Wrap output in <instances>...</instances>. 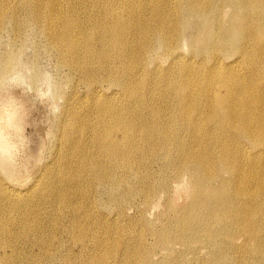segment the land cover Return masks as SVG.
Returning a JSON list of instances; mask_svg holds the SVG:
<instances>
[{
	"label": "bare ground",
	"instance_id": "1",
	"mask_svg": "<svg viewBox=\"0 0 264 264\" xmlns=\"http://www.w3.org/2000/svg\"><path fill=\"white\" fill-rule=\"evenodd\" d=\"M26 22L42 27L61 63L91 83L97 106L94 121L81 118L84 108L65 125L66 188L89 177L120 212L128 202L169 198L170 227L152 228L166 247L159 264H203V247L206 264H232L230 248L247 244L238 264H264V0H0V29ZM98 82L114 95L95 105ZM1 89L0 171L10 178L7 136L21 137L22 122ZM48 188L40 195L50 208L64 206L68 197ZM29 208L21 214L24 234L33 231L43 243ZM7 225L0 222L5 234ZM188 236L198 246L189 259ZM226 237L219 248L216 238ZM85 240V250L106 246L96 234ZM177 244L184 249L175 251ZM5 245L0 251L11 248ZM113 261L103 253L83 264ZM125 261L156 263L149 251Z\"/></svg>",
	"mask_w": 264,
	"mask_h": 264
},
{
	"label": "rangeland",
	"instance_id": "2",
	"mask_svg": "<svg viewBox=\"0 0 264 264\" xmlns=\"http://www.w3.org/2000/svg\"><path fill=\"white\" fill-rule=\"evenodd\" d=\"M8 9H4V12ZM183 54H187L186 48H183ZM158 63L166 64L164 59L158 60ZM90 84L61 63L53 42L42 27L30 25L29 22L19 29L8 23L2 25L1 94L5 100L13 99L19 106L22 134L19 138L12 133L7 136L11 141L8 142L11 148L10 178L0 171V186L13 192L9 197L0 193V222L8 223L9 234L7 236L0 230V242L5 243L6 247L11 246L5 248L4 252L0 251L1 264H83L84 260L103 253L114 259L113 264H137L125 260L135 252L142 254L148 251L153 263L159 264L156 260L166 252V247L159 244V237L153 235L152 228L170 227L172 213L168 209L169 198L159 196L150 206H142L139 201L128 202L120 212L104 190L96 187L89 177L75 183L70 189L61 180L66 164L62 156L66 152L64 129L70 115L85 108L81 118L92 122L97 117V106H91ZM95 90L99 94V102L95 105L108 101L114 95L113 87L103 82H98ZM85 159H94L92 151L87 152ZM49 186L68 197L64 206L50 208L47 200L40 195ZM29 190H35L38 194L30 196ZM27 202H30L31 215L39 223L43 243L36 240L37 234L33 231L24 234L21 214ZM175 203L184 205L187 201L178 198ZM118 211L120 214L116 215ZM144 217L150 222L148 226L142 223ZM217 218L222 217L217 215ZM209 225L217 226L213 222ZM176 230L173 229L174 232ZM231 232H235V227H231ZM90 234H96L106 246L101 250H97L98 247L96 250L90 247L89 251L83 249L80 242L88 243L85 237ZM188 237L191 239L185 251L189 259L190 250L198 246L193 241L194 236ZM217 239L220 240V244L216 243L219 248L228 242L227 237L226 240ZM242 240L239 238L236 246H240ZM247 246L236 250L230 248L232 259H235L232 264H238L243 251H248ZM173 247L175 251L184 249L180 244ZM200 250L203 251V264H206L208 255L205 247ZM197 264H201V261Z\"/></svg>",
	"mask_w": 264,
	"mask_h": 264
}]
</instances>
